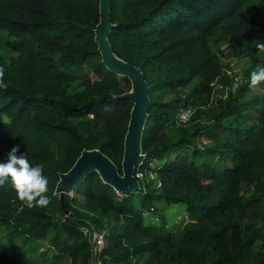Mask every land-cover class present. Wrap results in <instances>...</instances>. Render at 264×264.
I'll use <instances>...</instances> for the list:
<instances>
[{
  "label": "trees",
  "instance_id": "obj_1",
  "mask_svg": "<svg viewBox=\"0 0 264 264\" xmlns=\"http://www.w3.org/2000/svg\"><path fill=\"white\" fill-rule=\"evenodd\" d=\"M99 4L0 0L13 54H0V160L19 147L49 181V203L32 208L0 186V264H39L44 244L54 260L94 264V235L105 241L97 264H264V80H252L264 69V0H111L112 49L150 89L141 188L122 197L92 171L64 213L56 188L84 151L123 172L132 85L103 64ZM230 58L249 67L215 100ZM159 204L184 205L188 222L172 232Z\"/></svg>",
  "mask_w": 264,
  "mask_h": 264
},
{
  "label": "water",
  "instance_id": "obj_2",
  "mask_svg": "<svg viewBox=\"0 0 264 264\" xmlns=\"http://www.w3.org/2000/svg\"><path fill=\"white\" fill-rule=\"evenodd\" d=\"M100 23L95 30V41L98 45L103 64L118 77L128 78L132 89L121 96L124 101L133 104L128 133L125 139V150L120 174L118 167L98 150L84 151L69 173L61 175L56 188L64 213L66 195L72 193L76 184L87 174L96 171L103 182L111 186L122 197H129L140 190L139 171L146 160L142 145L151 105L150 89L142 71L119 59L114 53L109 37L115 29L111 19V0H100ZM98 237L94 238V264H97Z\"/></svg>",
  "mask_w": 264,
  "mask_h": 264
},
{
  "label": "rangeland",
  "instance_id": "obj_3",
  "mask_svg": "<svg viewBox=\"0 0 264 264\" xmlns=\"http://www.w3.org/2000/svg\"><path fill=\"white\" fill-rule=\"evenodd\" d=\"M230 45L227 44L223 47V49H229ZM0 54L6 57H12L13 54L7 48V34L0 31ZM249 67L248 60H238L235 58H230L229 60H223V73L224 79H220L215 87V100H226L229 96L230 92H234L240 85H242L241 81H243V74ZM77 73L80 77H88L92 80H97V78L87 71L85 68L77 70ZM204 143L207 144V140L204 138ZM203 145V144H202ZM160 208H163L162 204H159ZM163 213L170 219V229L172 232L177 233L185 224L188 222L189 216L185 210L184 205L174 206V207H165L163 208ZM85 235H90V232L84 230ZM1 229H0V240H1ZM53 233H51V237ZM98 237V235H94V238ZM63 238H65L63 236ZM99 239V238H98ZM100 240V239H99ZM102 248V244L98 241V250ZM53 252V250H52ZM34 256L38 259L39 264H70L71 262L67 258H60V260H54L53 255L51 253V249L49 250L44 244L39 251H34ZM44 254V255H42ZM30 255L26 256V259L29 260ZM46 260V261H44ZM44 261L43 263H41Z\"/></svg>",
  "mask_w": 264,
  "mask_h": 264
},
{
  "label": "clouds",
  "instance_id": "obj_4",
  "mask_svg": "<svg viewBox=\"0 0 264 264\" xmlns=\"http://www.w3.org/2000/svg\"><path fill=\"white\" fill-rule=\"evenodd\" d=\"M252 80H264V69L252 73ZM19 152V147H14L6 159L0 160V186L11 183L18 198L29 208L46 206L49 203L48 178L42 174L40 165H32L27 155Z\"/></svg>",
  "mask_w": 264,
  "mask_h": 264
},
{
  "label": "built area",
  "instance_id": "obj_5",
  "mask_svg": "<svg viewBox=\"0 0 264 264\" xmlns=\"http://www.w3.org/2000/svg\"><path fill=\"white\" fill-rule=\"evenodd\" d=\"M190 117V113L189 112H184L180 115V117L178 118V122H186ZM158 188H161V185L158 184ZM98 238L100 239V243L102 244V247L105 245V241H104V237L103 236H98Z\"/></svg>",
  "mask_w": 264,
  "mask_h": 264
}]
</instances>
